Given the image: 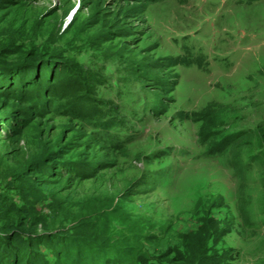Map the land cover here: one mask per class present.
<instances>
[{
  "label": "rangeland",
  "instance_id": "obj_1",
  "mask_svg": "<svg viewBox=\"0 0 264 264\" xmlns=\"http://www.w3.org/2000/svg\"><path fill=\"white\" fill-rule=\"evenodd\" d=\"M0 11V48L99 71L84 106L118 119L103 130L47 103L28 116L26 162L62 155L81 174L40 190L0 155V197L36 233L123 251L110 264H196L201 247L202 263L264 264V0H0ZM49 66L44 79L66 67Z\"/></svg>",
  "mask_w": 264,
  "mask_h": 264
},
{
  "label": "trees",
  "instance_id": "obj_2",
  "mask_svg": "<svg viewBox=\"0 0 264 264\" xmlns=\"http://www.w3.org/2000/svg\"><path fill=\"white\" fill-rule=\"evenodd\" d=\"M11 56H19L20 59L12 64L7 61ZM55 56L42 58L37 52L15 51V49L13 51L9 47L0 48V99L7 96V103L16 101L13 107L7 105L0 107V155L24 165L23 177L40 190L53 189L56 180L66 178L65 181L69 183L73 177L81 176L75 165L62 163V155L55 154L54 157L46 158L50 161L45 162L42 159L26 162L29 153L25 146L21 145L22 138L30 124L28 116L31 113H40L42 103H44L43 107L47 103V108L52 112L58 111L76 119H85L87 122L95 120V126L103 130L110 129L118 121L117 117L112 115L98 121L90 116L91 113L84 106L96 94L94 86L101 81L100 78L96 81L97 77H100L99 71L86 70L81 64L68 60H54ZM174 61V65L188 63V59L183 55L176 56ZM40 62L42 65L39 67V73L32 77L31 69L33 66L36 68ZM62 62L66 67L61 68L60 76L54 74L56 72L54 71L53 75L45 74L44 79L43 67L46 64L51 67L55 63ZM20 68L22 73L12 78L10 83L4 82L6 72L10 70L19 72ZM16 84H19V88H16ZM38 86H42L40 88L42 96L40 91L36 93L35 89ZM96 138L104 139L100 134H97ZM27 216H30L28 211L17 206L12 199L7 196L0 197V264H88L92 258L91 264H97L100 254L104 255L101 264H110L113 261L112 257L124 258L123 251H111L105 247H85L87 244L81 245L76 237H68L65 233L56 231L48 232L45 226L43 231L36 233L35 228L39 223L27 221ZM22 218H25V221H22ZM48 253L55 258L53 263L48 261L46 256ZM199 253L196 264L220 263L216 260H212L211 263L200 262L206 257V247H201ZM122 262L125 260L120 263ZM133 264H144V262L135 258Z\"/></svg>",
  "mask_w": 264,
  "mask_h": 264
}]
</instances>
